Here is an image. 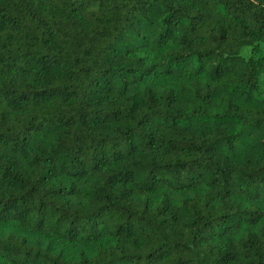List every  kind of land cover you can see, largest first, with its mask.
<instances>
[{"label": "trees", "instance_id": "trees-1", "mask_svg": "<svg viewBox=\"0 0 264 264\" xmlns=\"http://www.w3.org/2000/svg\"><path fill=\"white\" fill-rule=\"evenodd\" d=\"M0 264H264V0H0Z\"/></svg>", "mask_w": 264, "mask_h": 264}]
</instances>
